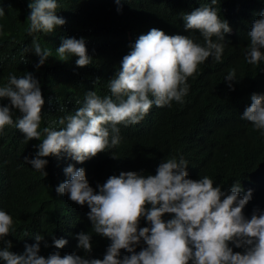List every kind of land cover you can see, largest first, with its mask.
<instances>
[{"label":"clouds","instance_id":"obj_1","mask_svg":"<svg viewBox=\"0 0 264 264\" xmlns=\"http://www.w3.org/2000/svg\"><path fill=\"white\" fill-rule=\"evenodd\" d=\"M58 6L57 0H33L28 33H51L61 26L55 38L67 34ZM219 10L225 13L218 0H202L200 8L183 16L185 29L196 30L197 38L168 35L165 28L153 24L116 62L104 84L86 93L82 107L72 104L75 114L59 120L65 125L60 130H38L44 104L39 80L31 72L20 78L10 74L0 86V100L9 101L0 104V132L14 124L13 110H18L21 116L15 127L26 140H39L45 134L35 157L25 160L42 178L50 175L60 183L54 193L68 194L81 206L86 203L93 231L111 244L103 259L84 258L82 249L86 254L92 251V235H77L70 229L48 239L47 258L39 255L44 236L37 234L36 243L26 244L23 254L10 251L12 243L6 241L0 260L5 264H264V201L252 197L250 189L242 196L239 182L225 193L207 176L188 178V162L183 158L167 159L147 171L121 168L99 176L95 172L114 157L121 128L141 125L152 110L171 108L172 101L183 103L191 80L203 66L222 60L233 29L229 18L221 21ZM245 32L243 46L249 37L250 44L243 58L253 66L264 61V3L251 11ZM85 41L63 39L58 56L69 54L78 67L90 65ZM33 50L39 69L51 53L35 40ZM235 75L230 70L225 80L232 82ZM239 117L264 134V95L253 93L251 102L246 96ZM12 230V216L0 210V241ZM140 242L146 247L137 253ZM122 249L131 255L121 260Z\"/></svg>","mask_w":264,"mask_h":264},{"label":"trees","instance_id":"obj_2","mask_svg":"<svg viewBox=\"0 0 264 264\" xmlns=\"http://www.w3.org/2000/svg\"><path fill=\"white\" fill-rule=\"evenodd\" d=\"M32 2L0 0L4 10L0 16V86L7 83L10 74L20 78L31 72L39 80L44 99L41 132L45 127H65L59 120L75 114L72 104L82 107L86 93L104 84L116 62L130 53L139 36L146 35L153 24L165 28L168 35L197 38L196 30L185 29L183 16L202 4V0H121L119 4L116 0H57V15L65 19L62 26L68 31L57 39L61 26L51 33H28ZM218 2L225 10H219L221 21L229 18L233 29L222 60L203 66L191 80L183 103L172 101L171 108L152 110L141 125L121 128L116 153L103 169L102 165L95 169L97 176L121 168L147 171L167 159L183 158L188 162V178L207 176L225 193L239 182L242 196L250 189L252 197L264 201V134L239 117L246 96L251 102L253 93L264 95V61L248 64L244 58L250 37L243 46L250 13L264 0ZM65 38L86 40L92 56L90 65L78 67L69 54L63 59L58 56L57 49ZM33 40L51 53L39 69L35 67L39 57L34 53ZM233 69L236 80L228 82L225 78ZM8 103L7 99L0 100V104ZM12 115L14 124L0 132V210L12 216L13 230L0 241V248L11 241L10 251L23 254L25 245L35 244L34 237L40 234L44 240L39 255L47 258L48 239L71 229L77 235H92V251L86 254L82 249L84 258L103 259L111 241L93 231L87 204L81 206L68 194L54 193L60 183L50 175L42 178L25 160L35 157L45 134L39 140H26L15 127L21 114L13 110ZM144 247L140 242L135 251ZM130 255L122 249L118 258ZM0 264L5 262L0 260Z\"/></svg>","mask_w":264,"mask_h":264},{"label":"bare ground","instance_id":"obj_3","mask_svg":"<svg viewBox=\"0 0 264 264\" xmlns=\"http://www.w3.org/2000/svg\"><path fill=\"white\" fill-rule=\"evenodd\" d=\"M234 52V51H233ZM243 52V51H242ZM240 54V53H239ZM252 73V72H251ZM251 78H253V77H251ZM254 82V81H253ZM251 86V85H250ZM209 104V103H208Z\"/></svg>","mask_w":264,"mask_h":264}]
</instances>
